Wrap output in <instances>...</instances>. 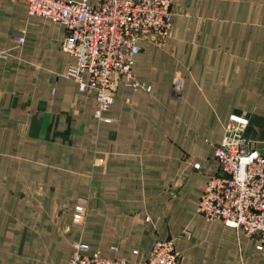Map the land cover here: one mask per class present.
Wrapping results in <instances>:
<instances>
[{
  "label": "crops",
  "instance_id": "0c3cea01",
  "mask_svg": "<svg viewBox=\"0 0 264 264\" xmlns=\"http://www.w3.org/2000/svg\"><path fill=\"white\" fill-rule=\"evenodd\" d=\"M172 11L166 44L141 42V86L121 82L98 120L68 76L65 26L0 0V264H68L77 242L143 264L161 238L182 264H264L257 236L197 214L211 142L264 148V0Z\"/></svg>",
  "mask_w": 264,
  "mask_h": 264
},
{
  "label": "built area",
  "instance_id": "2783aa9c",
  "mask_svg": "<svg viewBox=\"0 0 264 264\" xmlns=\"http://www.w3.org/2000/svg\"><path fill=\"white\" fill-rule=\"evenodd\" d=\"M27 2L30 15L65 26L61 48L75 57L68 76L78 83L81 92L95 98L94 117L98 120L114 104L121 82L135 88L141 86L134 71L141 42L163 46L173 26L174 0ZM13 41L22 45L25 37L19 34ZM183 89L184 81L176 79L174 92L181 94ZM210 144L219 169L201 187L197 214L207 220H222L248 236H257V249L264 257V154L241 136H227L220 143ZM74 247L68 264H128L126 259L90 252L86 243L77 242ZM182 262L175 240L159 239L143 264Z\"/></svg>",
  "mask_w": 264,
  "mask_h": 264
},
{
  "label": "rangeland",
  "instance_id": "374dc122",
  "mask_svg": "<svg viewBox=\"0 0 264 264\" xmlns=\"http://www.w3.org/2000/svg\"><path fill=\"white\" fill-rule=\"evenodd\" d=\"M22 45H23V44H22ZM1 54H3V55H7V51H1V52H0V56H1ZM1 57H3V56H1ZM161 239H173V238H161ZM158 240H159V239H158ZM158 240H157V241H158ZM174 240H175V239H174ZM157 241H156V242H157Z\"/></svg>",
  "mask_w": 264,
  "mask_h": 264
},
{
  "label": "water",
  "instance_id": "95a60500",
  "mask_svg": "<svg viewBox=\"0 0 264 264\" xmlns=\"http://www.w3.org/2000/svg\"><path fill=\"white\" fill-rule=\"evenodd\" d=\"M260 153L261 154H264V148L260 150Z\"/></svg>",
  "mask_w": 264,
  "mask_h": 264
}]
</instances>
